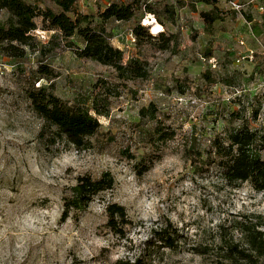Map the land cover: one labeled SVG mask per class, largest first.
Returning a JSON list of instances; mask_svg holds the SVG:
<instances>
[{
    "label": "rangeland",
    "instance_id": "374dc122",
    "mask_svg": "<svg viewBox=\"0 0 264 264\" xmlns=\"http://www.w3.org/2000/svg\"><path fill=\"white\" fill-rule=\"evenodd\" d=\"M26 1L60 11L52 0ZM235 1L239 8L227 0H77L76 10L124 51V63L145 62V78L123 79L111 66L78 57L67 42L82 48L83 38L43 30L41 18L33 47L16 43L25 56L0 53V264H240L226 245L241 240L239 220L264 214V192L248 182L231 185L214 169L198 172L189 157L229 125L264 130V0ZM113 2L138 9L131 20H104ZM213 9L220 19L206 30L201 12ZM8 16L0 10V25ZM149 18L171 36L168 49L158 40H131L138 23L153 34L144 24ZM101 80L112 92L109 115L98 116L86 149L49 128L28 97L33 85H51L63 100L91 106ZM151 104L155 119H141ZM144 161L150 168L139 171ZM107 170L114 187L62 222L63 198L77 178ZM112 203L127 210L123 236L107 227ZM167 225L174 247L155 235Z\"/></svg>",
    "mask_w": 264,
    "mask_h": 264
},
{
    "label": "trees",
    "instance_id": "16d2710c",
    "mask_svg": "<svg viewBox=\"0 0 264 264\" xmlns=\"http://www.w3.org/2000/svg\"><path fill=\"white\" fill-rule=\"evenodd\" d=\"M60 8L56 11L51 7L41 8L38 4L26 0H0V10L9 14L5 23L0 25V53L15 57L25 56V47H33L34 32L38 29L37 19H42V29L54 31L63 39L78 34L84 40V47L69 41L68 46L80 58H88L103 65L113 67L118 76L123 79L145 78L147 70L145 62L139 58H132L124 63V51L111 43V35L104 27L94 28L89 22L92 16L82 14L76 10L77 0H52ZM213 1V0H205ZM146 12L155 11L150 4H146ZM195 8V4H193ZM135 4L111 3L102 13L104 20H131L137 10ZM201 17L205 29L210 30L216 20L220 19L218 10L202 11ZM160 19V18H159ZM83 23H86L83 25ZM137 46L152 41H160V49L170 47L172 38L163 33L151 34L146 26L138 23L133 29ZM54 37V36H53ZM16 43L21 46H17ZM44 70L50 72L48 67ZM100 90L92 98L91 106L87 100L68 101L57 96L51 85H34L28 90V97L32 108L45 120L49 128L55 126L56 134L65 137L78 149L91 146L90 137L100 128L98 116L109 115L110 97L112 95L108 82L101 80ZM156 106L151 104L140 110L141 119H155ZM233 114L237 115V112ZM258 112L255 113L257 116ZM234 120L231 119L230 123ZM155 134L165 135L161 139H170L167 132L161 128L155 129ZM193 166L198 172H209L214 169L220 173L229 184L248 182L256 191L264 192V130L252 129L248 124L229 125L222 132L216 134L205 151H194L189 154ZM139 171H146L150 164L145 161ZM115 177L111 171H104L99 177L90 174L80 175L75 185L64 196L61 221L65 222L74 212L76 215L86 211L94 198L102 192L112 189ZM109 227L116 234L124 235L125 227L130 223L125 206L112 203L107 207ZM241 233L238 243L226 245L228 258L235 259L242 264H258L264 257V214H258L237 222ZM170 225L156 231V237L165 245L174 247L175 237L169 230ZM115 264H145L143 258L136 260L118 259Z\"/></svg>",
    "mask_w": 264,
    "mask_h": 264
},
{
    "label": "bare ground",
    "instance_id": "6f19581e",
    "mask_svg": "<svg viewBox=\"0 0 264 264\" xmlns=\"http://www.w3.org/2000/svg\"><path fill=\"white\" fill-rule=\"evenodd\" d=\"M144 24L151 28V32L153 34H159L164 30L163 26L160 23H158V21H156L155 18L145 19Z\"/></svg>",
    "mask_w": 264,
    "mask_h": 264
},
{
    "label": "built area",
    "instance_id": "2783aa9c",
    "mask_svg": "<svg viewBox=\"0 0 264 264\" xmlns=\"http://www.w3.org/2000/svg\"><path fill=\"white\" fill-rule=\"evenodd\" d=\"M214 1H221V0H214ZM227 2L233 7V8H239L238 3L235 0H227ZM130 38L131 40L136 43V37L134 35L133 30L130 32Z\"/></svg>",
    "mask_w": 264,
    "mask_h": 264
}]
</instances>
